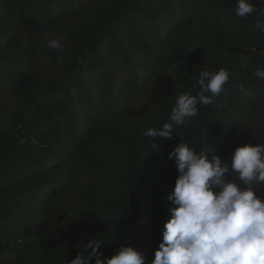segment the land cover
<instances>
[{"label":"trees","instance_id":"16d2710c","mask_svg":"<svg viewBox=\"0 0 264 264\" xmlns=\"http://www.w3.org/2000/svg\"><path fill=\"white\" fill-rule=\"evenodd\" d=\"M252 3L241 19L236 0H0V264H69L89 239L150 264L178 177L168 154L264 145V5ZM221 68L228 91L155 150L144 132L199 92L200 70Z\"/></svg>","mask_w":264,"mask_h":264},{"label":"clouds","instance_id":"9594fccd","mask_svg":"<svg viewBox=\"0 0 264 264\" xmlns=\"http://www.w3.org/2000/svg\"><path fill=\"white\" fill-rule=\"evenodd\" d=\"M260 3L264 5V0ZM257 10L252 0H236L235 15L241 19ZM255 29L264 33V18L256 20ZM47 46L57 51L64 48L59 38L48 39ZM241 64L248 67L246 60ZM230 75L224 68L200 70L199 92L178 95L170 122L144 132L152 147L157 150V138L171 139L174 132L183 141L175 126L197 116L199 105H211L226 93ZM255 75L264 80V69H257ZM168 157L175 160L178 171L167 197L173 207L150 264H264V197L259 195L264 190V145L238 146L228 159H222L217 154L209 158L181 142ZM229 174L234 179L229 180ZM101 246L99 240L89 239L69 264H93V260L95 264H148L144 252L128 244L110 258L103 256Z\"/></svg>","mask_w":264,"mask_h":264}]
</instances>
